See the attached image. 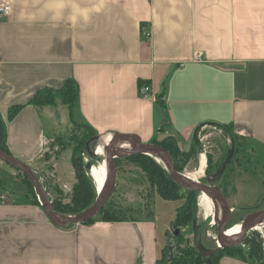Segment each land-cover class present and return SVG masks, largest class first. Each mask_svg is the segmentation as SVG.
<instances>
[{
    "label": "crops",
    "instance_id": "crops-1",
    "mask_svg": "<svg viewBox=\"0 0 264 264\" xmlns=\"http://www.w3.org/2000/svg\"><path fill=\"white\" fill-rule=\"evenodd\" d=\"M5 5L0 118L11 155L39 176L55 165L71 122L90 127L100 143L114 133L143 143L170 136L181 150L179 140L188 149L195 128L215 122L243 142V190L255 179L264 197L258 167L245 168L257 162L251 144L264 148V0H0ZM67 80L77 89L71 117L58 97L29 103ZM11 167L0 159V264L161 263L164 246L149 215L57 226L26 182L12 189L8 177L19 172ZM219 264L251 263L222 256Z\"/></svg>",
    "mask_w": 264,
    "mask_h": 264
},
{
    "label": "rangeland",
    "instance_id": "rangeland-1",
    "mask_svg": "<svg viewBox=\"0 0 264 264\" xmlns=\"http://www.w3.org/2000/svg\"><path fill=\"white\" fill-rule=\"evenodd\" d=\"M61 125L62 129L60 130V132L65 126L64 124ZM67 126V129L61 132V136L59 139L60 143L55 142L57 143V149L54 150L55 157L53 159L55 165H52V161L50 163H46L44 169L42 171L39 170V173H41L42 176H39L40 174L36 172L35 173L37 177L42 181L41 183H43V185L46 184L49 187L52 201L54 198H60L59 200L61 202L71 204L72 187L77 181L73 175L74 170L71 164V152L72 148H76L78 146L81 135L88 133V130L85 126L77 124L75 122H71L67 124ZM197 138L199 139V146L194 147L193 156L181 171L185 179L187 180H192L190 178L191 176L187 174L192 173L193 171L195 172L196 169H198L201 155L204 156L205 165L203 166L202 172L200 174L198 173L200 176L203 174L206 167H209V170L212 171L215 167V162L217 161V159H219L220 156H223L224 158V156L227 155L226 150H228L231 146L228 136L224 133H220L217 128H214L212 126H205L201 128L200 133L197 134ZM235 140L237 142L235 141L236 149L234 156L232 157L233 159L226 169L221 180L218 182V184L222 185V190L229 204V207L232 210L231 217L226 224L228 230L231 228H235L236 230V228L238 227V223L243 222L244 218L253 209H256L255 207H259L260 209L264 208V197L261 194V189L263 187L262 185L255 184L254 182L256 180L254 179L250 181L253 183L251 184L252 186L249 188L245 187L243 190V167L245 165V161H243V142L237 137H235ZM97 144L98 143L93 142L90 146L92 147ZM178 144L181 148H183L184 151L190 150L193 147V145L190 143L188 144L190 145V147L188 146L189 148L187 149V145L180 140L178 141ZM251 145L253 146V151H255V154L257 156V162L249 161L246 164L245 168L250 169L252 167H258L257 177L262 176V180L264 182V148H259L257 146L256 148L253 144ZM100 155L102 154H97V156H95L96 159L92 160L91 156H89L84 150L81 158L84 163L93 162V165H97L100 162ZM157 161L161 162L159 158H157ZM15 169L18 170L17 168ZM18 172L20 171L18 170ZM198 174H196L197 178H195L197 180L193 181L199 180L200 176ZM106 176L107 171L105 174V179ZM41 177L46 183L43 182ZM16 180L18 181V183H13ZM8 181L11 186H14L12 187V189H15V186H21L20 182H23L20 173H17L16 176L10 175L8 177ZM94 181L98 189V184L95 178ZM15 190L19 192V190ZM209 199L210 203H206L205 199L200 197V194L196 198L197 209L195 223L196 225H199V229L195 234L187 232V224L177 227L183 234L182 242L177 246L178 248L193 247L195 249H202L203 251L207 252L212 251L217 247V208L212 198L209 197ZM183 200L184 199L168 201L162 199L161 197H159L155 188L149 185V182L146 180L144 173L140 170L139 167L125 160H122L121 167L117 168L116 170L115 185L109 199L107 200V204L110 208H115L116 210L120 208L122 214L126 217V219H138L147 217V215H149L150 220H152L157 226L160 242L163 243L164 248H166L170 240H172V231H174V229L176 228L172 225V220L174 219L175 215V209L177 206L183 203ZM255 202H257L259 205L250 206ZM151 211L153 213H150ZM73 214L68 213L64 214V216ZM99 217L100 216L97 215L95 216L96 219H99ZM256 226L257 227L255 229H251L252 231L250 230V232L245 235L247 236L246 239H249V237L253 238V234H255L257 237L256 238L254 236L255 244L259 245L258 240L261 244L257 248H254L255 250L260 247V258L254 260L253 263L259 260L264 261V222L261 224H257ZM166 228L167 230L165 237L163 232ZM245 236L243 237V239L245 238ZM242 248L246 250L247 245Z\"/></svg>",
    "mask_w": 264,
    "mask_h": 264
},
{
    "label": "trees",
    "instance_id": "trees-1",
    "mask_svg": "<svg viewBox=\"0 0 264 264\" xmlns=\"http://www.w3.org/2000/svg\"><path fill=\"white\" fill-rule=\"evenodd\" d=\"M59 98L63 104H66L69 109V115L71 117L72 107L76 101L77 97V89L74 82L71 80H67L62 87L57 90L52 89H44L35 93L31 98L29 103L35 105H51L54 104L55 99ZM20 106L17 105L13 107L9 113L8 117H12L18 110ZM88 130V133L82 134L78 146L76 148H72L71 152V164L74 170V177L77 180L76 183L72 187V200L71 204L63 203L59 199L54 198L52 201L53 209L59 214H75L78 213L94 202V199L97 196L96 193V185L95 182L90 175L89 171L86 169V164L82 161L81 155L83 153V148L85 141L91 136L95 135V132L90 128L85 126ZM229 130V128H227ZM234 140L235 137L233 136ZM151 143L157 144L163 148H165L171 157L173 158L174 166L177 171L181 172L185 167L187 162L193 156L194 147L198 146L197 143L193 141V147L190 150L184 151L181 150L178 145L173 141V138L168 136L165 137L161 141L153 140ZM119 146H122L119 145ZM0 150L6 152L7 154H11L9 149L6 146V128L3 120L0 118ZM91 159H96L95 156H91ZM122 160H125L129 163L140 168V170L144 173L146 180L149 182V185L154 187L159 197L164 200L174 201L177 199H184L183 203L176 207L174 219L172 220V225L174 227H179L181 225L187 224V232L191 234H195L199 225H196V198L201 194L199 191H190L184 190L177 185V183L171 178L165 167L156 160L155 156H150L147 154H143L140 152L130 153L124 156L114 158L116 168H120L122 165ZM94 164L93 162H90ZM99 169L103 175L105 176L107 168L105 164V160L99 162L97 165H94ZM22 176L24 182H26L33 192L34 202L38 203L36 199V194L33 190V186L28 178L19 172ZM183 194V195H182ZM39 204V203H38ZM97 216H100L98 220L104 221H120L126 219V217L122 214L121 209L118 208H110L107 204L102 207V209L97 213ZM97 220L95 217L86 220L82 223H91ZM72 225H68L65 227H70ZM252 231V230H251ZM250 232V231H248ZM247 232V233H248ZM246 233V234H247ZM173 234V231H172ZM254 236L253 238L247 236L238 244L230 247H219L216 248L214 252L212 251H203L202 249L195 248H178L177 246L181 244L183 239V234L172 238L168 243V246L163 249V256L160 264H164L167 260L168 254L171 253L170 260L165 264H206L205 257L207 256L211 259L213 264H219V259L222 256H231L238 257L244 261H249L251 264H264V261L259 260L255 263L254 260L260 258V241L258 240L259 245L255 244ZM257 238V237H256ZM246 241V242H245ZM246 250L242 247L246 246ZM242 246V247H241ZM171 248V251L169 250ZM248 250V251H247ZM246 251V252H245ZM252 259V260H250ZM164 260V261H163Z\"/></svg>",
    "mask_w": 264,
    "mask_h": 264
},
{
    "label": "water",
    "instance_id": "water-1",
    "mask_svg": "<svg viewBox=\"0 0 264 264\" xmlns=\"http://www.w3.org/2000/svg\"><path fill=\"white\" fill-rule=\"evenodd\" d=\"M204 125H211L222 129L225 132V134H227L231 144L230 148L227 151V155L224 161L216 168L214 173L207 175L208 182H215L220 178L222 173L225 171V169L228 167V165L231 162V159L236 149L235 140L232 134L229 132V130L226 129L224 126L219 125L215 122H205L197 126L194 130L193 140L195 143L199 142V139L197 138V131L199 128H201ZM125 139H128L130 141L129 146H119L123 143ZM93 142L99 144L101 142V136L94 135L85 141L84 150L89 156H97V153L95 151L98 144L91 147L90 145ZM102 148H103V154L100 155L101 157L99 158V160L100 162L105 160L108 170V174L106 176L105 184L102 190L100 192H97V196L94 202L91 205H89L87 208H85L84 210L78 213L67 216L59 214L53 209L52 200L49 198L46 189L44 188L40 179L37 177L35 171L30 166L21 162L13 155L7 154L2 150H0V159L5 161L12 167L17 168L22 174H24L28 178V180L31 182L33 186L34 192L36 193V195L39 196L41 206H43L47 216L55 225L60 227L75 225L95 217L109 199L115 185L116 166H115L114 158L130 153H137V152L147 154L150 156H155L156 160L157 158H159L163 163L165 169L171 176V178L182 189L190 190V191H199L200 193H204L208 197L218 201L224 213V217L222 218V220L218 221V227L216 232V242H217L216 248L238 245L248 231L253 229L257 224H261L264 222V209L253 211L244 218L243 222L239 223L240 233L237 236V238L233 240L228 239L225 236V230L227 228L226 224L229 219L231 210L227 200L221 193V190L218 187L211 186L206 183H200L198 181L185 179L183 173L176 170L174 166L173 158L165 148L154 143H143L136 135L126 134V133L112 134V136L109 138V141L106 144H102ZM92 166H93L92 163L87 162L86 169L89 171L90 174H91ZM180 234H181L180 229L175 228L172 234V238ZM216 248H214L212 252H214ZM169 250L171 251V248H169ZM203 253L206 254L205 263L213 264L211 259L207 256L208 253L205 252ZM170 258H171V253L168 254L167 260L164 262V264L167 263L170 260Z\"/></svg>",
    "mask_w": 264,
    "mask_h": 264
},
{
    "label": "bare ground",
    "instance_id": "bare-ground-1",
    "mask_svg": "<svg viewBox=\"0 0 264 264\" xmlns=\"http://www.w3.org/2000/svg\"><path fill=\"white\" fill-rule=\"evenodd\" d=\"M129 140L128 139H125L124 141H123V143H126L127 145H124V146H129ZM107 142H102V143H99L98 145H97V147H96V153L97 154H103V148H102V144H106ZM102 162V161H101ZM160 163H162V162H160ZM205 162H204V156L203 155H201L200 156V161H199V167H198V169H196V171L194 172H192V173H188L187 175H190L189 177L192 179V180H197V179H195V178H197L196 177V174H200L201 172H202V169H203V166L205 165L204 164ZM105 164H106V162H105ZM162 165H163V163H162ZM164 166V165H163ZM106 168H107V165H106ZM107 174H108V170H107ZM198 174V175H199ZM91 176H92V178H93V180H94V178H95V180H96V182H97V184H98V189H97V185H96V183H95V185H96V190H97V192H100L101 190H102V188H103V186H104V184H105V176L103 175V173L99 170V169H97V167H95L94 165L92 166V169H91V174H90ZM203 175V174H202ZM186 176V175H185ZM200 176V175H199ZM199 181V180H198ZM95 182V181H94ZM200 197L201 198H203V199H205V202L206 203H210V199H209V197L206 195V194H204V193H201V195H200ZM213 200V202H214V204H216L217 205V211H218V213H219V221L220 220H222V218L224 217V213H223V211H222V209H221V207H220V204L218 203V201L217 200H214V199H212ZM239 224V223H238ZM256 227V226H255ZM254 227V228H255ZM239 233H240V225L236 228V230H235V228H231V229H229V230H226L225 231V236L228 238V239H231V240H233V239H235V238H237V236L239 235Z\"/></svg>",
    "mask_w": 264,
    "mask_h": 264
},
{
    "label": "flooded vegetation",
    "instance_id": "flooded-vegetation-1",
    "mask_svg": "<svg viewBox=\"0 0 264 264\" xmlns=\"http://www.w3.org/2000/svg\"><path fill=\"white\" fill-rule=\"evenodd\" d=\"M200 133V128L198 129V131H197V134H199ZM198 144V146H199V143H197ZM227 151L228 150H226V153H227ZM234 156V155H233ZM225 157H226V155L224 156V158H223V156H220V158L219 159H217V161L215 162L216 164H215V167H214V169L212 170V171H210L209 169V167H206L205 169H204V172H203V175H201L200 176V178H199V181L198 182H200V183H206V184H209V185H211V186H215V187H218L220 190H221V193L223 194V196L225 197V195H224V192H223V190H222V185L221 184H218V182L221 180V178H222V176L224 175V173H225V171H226V169L228 168H226L225 169V171L222 173V175L220 176V178L217 180V181H215V182H208L207 181V175L208 174H212V173H214L215 172V170H216V168L224 161V159H225ZM233 159V158H232ZM232 159H231V161H232ZM231 163V162H230ZM229 166V165H228ZM201 195V194H200ZM225 199H226V197H225ZM216 205V204H215ZM216 208H217V205H216ZM256 209H253L251 212H253V211H256V210H259L260 208L259 207H255ZM230 210H231V208H230ZM232 211V210H231ZM216 212H217V219H218V221H219V213H218V211H217V209H216ZM250 212V213H251ZM230 217H231V212H230V216H229V219H230ZM228 219V220H229ZM228 222V221H227ZM238 226H239V224H238ZM257 227V226H256ZM255 227V228H256ZM255 228H253V229H255ZM226 230H228L227 228H226ZM225 230V231H226Z\"/></svg>",
    "mask_w": 264,
    "mask_h": 264
},
{
    "label": "built area",
    "instance_id": "built-area-1",
    "mask_svg": "<svg viewBox=\"0 0 264 264\" xmlns=\"http://www.w3.org/2000/svg\"><path fill=\"white\" fill-rule=\"evenodd\" d=\"M9 10V6L5 5V6H0V16L7 13ZM150 89L147 85H142L139 87V94L141 95H146L147 93H149ZM43 180V179H42ZM41 181V180H40ZM42 182V181H41ZM43 182H45L43 180ZM46 183V182H45ZM43 184V183H42ZM44 188L46 189L47 193H48V196L49 198L52 200V196H51V193L49 192V187L45 184L43 185ZM6 199V196L2 193H0V200H5ZM36 199L38 200V202L41 204L40 202V199H39V196L36 195Z\"/></svg>",
    "mask_w": 264,
    "mask_h": 264
}]
</instances>
